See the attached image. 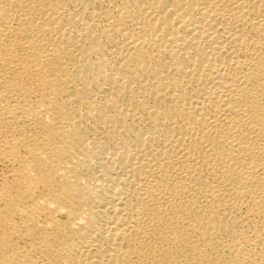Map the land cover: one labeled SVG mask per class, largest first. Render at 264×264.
<instances>
[{
  "label": "bare ground",
  "instance_id": "bare-ground-1",
  "mask_svg": "<svg viewBox=\"0 0 264 264\" xmlns=\"http://www.w3.org/2000/svg\"><path fill=\"white\" fill-rule=\"evenodd\" d=\"M0 264H264V0H0Z\"/></svg>",
  "mask_w": 264,
  "mask_h": 264
}]
</instances>
